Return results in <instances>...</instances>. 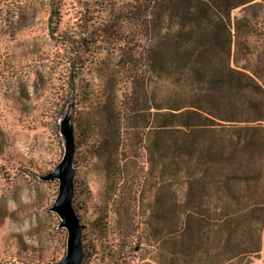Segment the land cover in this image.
<instances>
[{
  "label": "trees",
  "instance_id": "obj_1",
  "mask_svg": "<svg viewBox=\"0 0 264 264\" xmlns=\"http://www.w3.org/2000/svg\"><path fill=\"white\" fill-rule=\"evenodd\" d=\"M12 1L0 0V12ZM48 3L50 34L68 47L71 93L88 66V28L117 36L107 49L116 61L100 63L131 71L129 89L96 103L110 125L97 135L113 154L142 143L156 165L145 190L157 262L248 263L263 247L264 0H128L114 26L93 20L57 34L61 0Z\"/></svg>",
  "mask_w": 264,
  "mask_h": 264
},
{
  "label": "rangeland",
  "instance_id": "obj_2",
  "mask_svg": "<svg viewBox=\"0 0 264 264\" xmlns=\"http://www.w3.org/2000/svg\"><path fill=\"white\" fill-rule=\"evenodd\" d=\"M104 1L107 4L61 0L52 23L56 34L85 29L86 22L93 20L110 19L114 26L128 0ZM10 4L7 7L5 2L8 10L0 12V264L56 263L67 253L68 230L59 227L61 218L51 210L60 182L39 176L52 171L63 158L60 122L69 107L76 137L74 201L85 224L82 264H159L160 254L147 239L154 207L149 206L145 190L147 171L156 165L147 161L142 143L129 140L126 147L121 146V154H113L112 146L109 151L100 150L97 135L103 124H109L106 116L97 115L96 103L115 95L114 90L122 100L129 89L131 71L100 63L116 61L108 50L117 36L88 28V36L83 37L89 44L88 66L71 93L69 51L50 34L48 0ZM262 12L264 7L258 10L261 17ZM240 13L236 9L233 15ZM261 17L259 31H263ZM251 196H255L252 189ZM260 212L256 216L262 217ZM230 264H264V230L260 253L248 263Z\"/></svg>",
  "mask_w": 264,
  "mask_h": 264
},
{
  "label": "water",
  "instance_id": "obj_3",
  "mask_svg": "<svg viewBox=\"0 0 264 264\" xmlns=\"http://www.w3.org/2000/svg\"><path fill=\"white\" fill-rule=\"evenodd\" d=\"M60 130L65 144L63 158L52 171L41 174L39 177L43 181L58 179L60 182L59 193L51 206V210L55 211L61 218L59 227L68 230L67 253L62 260L56 263L42 264H82L85 257L82 240L85 224L81 222L74 204L75 174L77 171L74 165L76 137L73 112L70 107L61 119Z\"/></svg>",
  "mask_w": 264,
  "mask_h": 264
}]
</instances>
